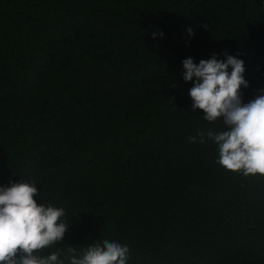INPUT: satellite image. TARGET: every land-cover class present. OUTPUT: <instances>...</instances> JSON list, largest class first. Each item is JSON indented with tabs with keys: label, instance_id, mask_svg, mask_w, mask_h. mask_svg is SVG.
<instances>
[{
	"label": "trees",
	"instance_id": "obj_1",
	"mask_svg": "<svg viewBox=\"0 0 264 264\" xmlns=\"http://www.w3.org/2000/svg\"><path fill=\"white\" fill-rule=\"evenodd\" d=\"M226 51L242 102L264 94V0H0V185L35 178L68 216L36 255L108 239L127 264H264V177L188 140L225 125L192 111L182 61Z\"/></svg>",
	"mask_w": 264,
	"mask_h": 264
},
{
	"label": "clouds",
	"instance_id": "obj_2",
	"mask_svg": "<svg viewBox=\"0 0 264 264\" xmlns=\"http://www.w3.org/2000/svg\"><path fill=\"white\" fill-rule=\"evenodd\" d=\"M188 32L194 34L191 28ZM224 55L226 59L213 54L198 64L192 57L182 61L184 81L195 78L189 90L192 111L202 109L204 120L214 123L222 118L225 125L221 131L197 130L188 140L212 141L217 151L215 163L226 171L264 177V94L243 103L241 86L249 83L244 77L245 61L227 51ZM36 184L32 178L31 182L0 185V264H64L58 252L46 257L35 254L62 241L69 226L65 208L37 203L34 197L40 193ZM66 251L69 264H127L130 254L127 244L108 239L89 245L79 255L72 246Z\"/></svg>",
	"mask_w": 264,
	"mask_h": 264
}]
</instances>
